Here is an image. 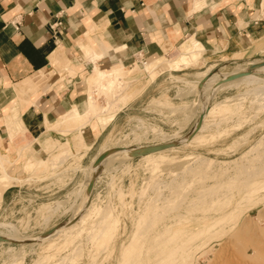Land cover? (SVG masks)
I'll list each match as a JSON object with an SVG mask.
<instances>
[{
  "label": "rangeland",
  "instance_id": "374dc122",
  "mask_svg": "<svg viewBox=\"0 0 264 264\" xmlns=\"http://www.w3.org/2000/svg\"><path fill=\"white\" fill-rule=\"evenodd\" d=\"M179 52L166 51L154 70H144L145 60L136 65L140 72L135 66L111 75L94 71L83 100L89 119L64 115L60 134L39 143L45 153L36 148L40 161L33 155L26 161L29 143L17 135L22 148L15 164L0 158V171L11 175L0 172V195L7 187L14 191L9 202L0 199V239L17 242L16 232L27 241H0V264H264V71L256 70L257 83L220 84L227 70L263 62L264 47L169 67ZM203 72L224 75L205 90ZM225 100L228 106L220 104ZM205 106L214 114L202 132L163 152L159 162L142 157L187 137ZM94 114L113 118L101 122ZM123 147L139 152L103 164ZM85 215V224L77 222ZM59 227L67 230L41 239Z\"/></svg>",
  "mask_w": 264,
  "mask_h": 264
},
{
  "label": "crops",
  "instance_id": "0c3cea01",
  "mask_svg": "<svg viewBox=\"0 0 264 264\" xmlns=\"http://www.w3.org/2000/svg\"><path fill=\"white\" fill-rule=\"evenodd\" d=\"M190 40L201 47L191 63L261 49L264 0H0V158L13 166L23 135L26 161H40L39 143L60 134L64 115L88 120L83 100L94 71L147 64ZM38 77L46 79L35 84ZM13 195L7 187L0 199Z\"/></svg>",
  "mask_w": 264,
  "mask_h": 264
},
{
  "label": "bare ground",
  "instance_id": "6f19581e",
  "mask_svg": "<svg viewBox=\"0 0 264 264\" xmlns=\"http://www.w3.org/2000/svg\"><path fill=\"white\" fill-rule=\"evenodd\" d=\"M200 45L199 44H197L195 41H193V40H190V41H188V42H186L184 45L182 44V46L181 47H179V49H180V56L177 58V59H175V60H173V61H171L168 65H169V67H178V66H180L181 64L183 65V64H186V62H187V59H189V58H196L197 56H198V50H200ZM159 60H154V61H152V62H150V63H147V64H145L144 65V70H152L153 68H155L156 66H157V64H162L163 62H158ZM264 62V61H263ZM252 64H253V66L254 65H257V64H261L262 63V61L261 62H251ZM251 67V66H250ZM249 67V68H250ZM249 68H242V69H239V68H235V69H231V70H229V72H228V70H227V72L225 73L228 77H225V78H222L221 79V82H220V84H224V83H227V82H229L228 81V78H230L231 76H234V75H237V74H241V73H244V72H246ZM133 70H137V67H134L133 68ZM154 70V69H153ZM256 70H263L264 71V65L262 66V67H260V68H257V69H255L254 71H252L251 73H249V74H246V75H244V76H242L241 78H238V79H235V81L236 82H247V83H257V82H259V80L255 77V74L256 73H258ZM138 72V71H137ZM260 73V72H259ZM223 73H221V74H217V73H210L209 74V72H203V73H201V75L200 76H203V80H202V86H203V89H205V90H209V89H212V87H213V89H214V87H216L217 85L215 84L216 83V81H217V79L218 78H220V76L222 75ZM224 75V74H223ZM42 79H46V77H38V79H36L37 80V82H35V84L36 83H39ZM232 81V80H231ZM220 84H218V85H220ZM37 86H40L39 84L37 85ZM32 87H33V85H32ZM34 87H36V85H34ZM34 87L32 88V90L34 89ZM37 88V87H36ZM197 88V87H196ZM203 89H201L200 88V90H201V93L203 92L202 90ZM212 89V90H213ZM32 90H31V92H32ZM190 90H191V87H190ZM189 90V91H190ZM188 91V92H189ZM195 91H196V89H195ZM182 92V91H181ZM179 93V94H181L182 95V93L184 92H182V93ZM191 92H192V90H191ZM207 92H209V91H207ZM211 92V91H210ZM21 93H23L24 94V92L22 91V89H21ZM26 93V92H25ZM205 93H206V91H205ZM213 93V92H212ZM212 93H211V95H212ZM192 94V93H191ZM196 94V93H195ZM200 94V93H199ZM203 94H204V92H203ZM27 95V94H26ZM186 95V94H185ZM201 95V94H200ZM179 96V95H178ZM207 96V95H206ZM176 97H177V94H176ZM180 97V96H179ZM182 97H183V95H182ZM207 97H209V95L207 96ZM258 97H260V95L258 96ZM203 98H204V96H203ZM202 98V99H203ZM205 99V98H204ZM208 98H206V100H207ZM211 99V98H210ZM198 100H199V98H198ZM200 100H201V98H200ZM200 100H199V102H200ZM209 100V99H208ZM207 100V101H208ZM197 101V100H196ZM205 101V100H204ZM203 101V102H204ZM230 101L229 100H225V101H223V102H221L220 104L221 105H227L228 106V103H229ZM194 103V102H193ZM208 103V102H207ZM88 104V103H87ZM195 104H197V102H195ZM204 104H206V103H202V105H204ZM200 105V104H199ZM193 106H194V104H193ZM196 106V105H195ZM88 108H89V106H88ZM165 107H161V109H158V110H160V111H162V109H164ZM193 108V107H192ZM220 108H223V107H220ZM237 108V107H236ZM181 110V109H180ZM187 110H188V108H187ZM193 110H194V108H193ZM214 109H210L209 111L207 110L206 111V106L204 107V110L202 111V113H200L201 115H202V119H201V121L198 123V119L196 120V122H195V124H194V127H193V130H192V132L187 136V137H184V138H182V139H178V140H176V141H170V140H167V142L163 145L165 148L163 149V150H161V151H158V152H148V153H145L142 157L143 158H145V160L146 161H151V162H159V161H161L162 160V153L163 152H166V151H172V150H174L175 149V147H176V145L177 144H181L183 141H185L186 139H189V138H191L192 137V135H193V133L194 132H196V131H198V133H200V132H202V130L204 129V128H202V124H203V122H204V119L206 118V117H208V116H213V114H214V111H213ZM92 111V110H91ZM164 111V110H163ZM179 111V110H178ZM185 112V111H184ZM191 112H192V110H191ZM221 112H223V110H221ZM229 112V111H228ZM71 114L70 115H76V112L75 111H71L70 112ZM172 113H174V110H173V112ZM171 113V114H172ZM177 113V112H176ZM188 113V112H187ZM169 114V113H168ZM177 114H179V112L177 113ZM180 114H181V112H180ZM191 113H189L188 114V116L190 115ZM176 115V114H175ZM193 115V114H192ZM92 116H94L95 118H97V119H99L100 120V118H101V122H106V121H111L112 120V118H113V115H96V114H94V115H92ZM107 117L108 119L107 120H105V121H103L102 120V118L103 117ZM179 116V115H178ZM190 118V116L188 117V118H185L186 120L187 119H189ZM100 122V123H101ZM99 124V123H98ZM93 125H95V124H93ZM102 125V124H101ZM133 128V127H132ZM148 128V127H147ZM150 129V128H149ZM148 129V130H149ZM152 130V129H151ZM144 131H147V130H144ZM152 134H153V132H152ZM154 135V137L156 138V137H161V139L162 140H164V139H166V136L165 137H163L158 131L156 132L155 131V133L153 134ZM198 135V134H197ZM132 136H133V134H132ZM143 136V135H142ZM131 137V136H130ZM128 138V137H127ZM198 136H195L188 144H191L192 142H196V141H198ZM205 139H206V137H205ZM137 141V140H136ZM125 142H128V140L127 139H125V140H123L122 141V143H125ZM184 144H185V142H184ZM188 144H186V145H188ZM122 145H124V144H122ZM182 145V144H181ZM123 150H125V149H127L126 147H123L122 148ZM129 150H130V148H129ZM129 150H125V151H123V153H115V154H113V155H111L110 157H108L106 160H104L103 161V164H105L109 159H112V158H114V157H121V155H124L125 156V154H134V153H137V152H139L138 150H135V151H129ZM102 151H103V149L102 150H100V156H101V153H102ZM99 152V151H98ZM110 152H112V151H110ZM105 154H108V152L107 153H105ZM97 155H98V153H97ZM96 158H98L97 156H96ZM117 158H115L116 160H117ZM123 158V157H122ZM128 159V158H127ZM194 160V159H193ZM95 161V160H94ZM114 161V160H113ZM124 161H126L125 159H124ZM164 162H165V160H163ZM99 162V158L95 161V163L94 164H97ZM119 162V161H118ZM123 162V161H122ZM193 162V161H192ZM148 164V163H147ZM154 164V163H153ZM157 163H155V165H156ZM107 165V164H106ZM148 165H152V163H149ZM149 167V166H148ZM3 170V168H1V173L6 177V175H5V172L4 171H2ZM69 172V171H68ZM71 172V171H70ZM65 175V174H64ZM88 178V177H87ZM90 178V177H89ZM91 180V178L90 179H88V181H90ZM88 184V183H87ZM85 188V187H84ZM84 194V193H83ZM81 200H82V198H81ZM80 200V201H81ZM87 201V200H86ZM62 204V203H61ZM88 204V203H87ZM75 207V206H74ZM56 208V207H55ZM80 209V208H79ZM51 210H53V209H51ZM55 211V210H54ZM77 211H78V209H77ZM76 211V212H77ZM98 211H100L99 209H98ZM74 212V211H73ZM73 212L71 213V215L73 214ZM100 213V212H99ZM112 213V212H111ZM93 215V214H92ZM74 216H76V213L73 215V217ZM98 216V215H97ZM107 217H110V215L109 216H107ZM88 220V215H85L83 218H79L78 219V221L77 222H79V223H81V224H85V222ZM100 220V222H102L103 224L105 223V221H106V217L104 218V217H101V219H99ZM105 220V221H104ZM70 221V220H69ZM73 222H74V219H73ZM99 222V221H98ZM72 223V222H71ZM73 224V223H72ZM103 224H102V226H103ZM68 225H70V223L68 224ZM115 225V224H114ZM66 227V226H65ZM65 227H59V228H57L56 230H54L52 233H50V234H48V235H46V236H44V237H42L41 239H48V238H52L54 235H57V233H62V232H64L65 230H67V229H65ZM64 228V229H63ZM111 228V227H110ZM109 228H107V230H108ZM106 230V231H107ZM110 231V230H109ZM99 232L100 231H98V234H99ZM105 233V232H104ZM63 234V233H62ZM97 233H96V235H98ZM95 235V234H94ZM102 236H103V234H102ZM107 236V234L105 235V237ZM13 239L14 240H18L17 242H19L20 244H23L24 242H26L27 240H24V239H21V237L16 233V232H14V235H13ZM98 237V236H97ZM101 237V236H100ZM99 237V239H101ZM103 238V237H102ZM4 240V239H3ZM7 241H9L8 239H6ZM104 240V239H103ZM12 242H14V241H12ZM233 263V262H232ZM227 264H228V262H227Z\"/></svg>",
  "mask_w": 264,
  "mask_h": 264
},
{
  "label": "water",
  "instance_id": "95a60500",
  "mask_svg": "<svg viewBox=\"0 0 264 264\" xmlns=\"http://www.w3.org/2000/svg\"><path fill=\"white\" fill-rule=\"evenodd\" d=\"M264 65V62H262L261 64H257V65H254V66H251L246 72L244 73H241V74H237V75H234V76H231L230 78H228V81H231V80H235V79H238V78H241L242 76L246 75V74H249L251 73L252 71H254L255 69L257 68H260ZM202 119V115L199 116L198 118V123L201 121ZM165 147L164 146H161L159 148H152V149H149V150H146L142 153V155H144L145 153H148V152H158V151H161L163 150ZM138 153V152H137ZM135 154V153H134ZM100 161V159H99ZM0 241H3V242H7V243H18L20 244L19 242H12V241H7L6 239H0Z\"/></svg>",
  "mask_w": 264,
  "mask_h": 264
},
{
  "label": "built area",
  "instance_id": "2783aa9c",
  "mask_svg": "<svg viewBox=\"0 0 264 264\" xmlns=\"http://www.w3.org/2000/svg\"><path fill=\"white\" fill-rule=\"evenodd\" d=\"M141 64V63H140Z\"/></svg>",
  "mask_w": 264,
  "mask_h": 264
}]
</instances>
